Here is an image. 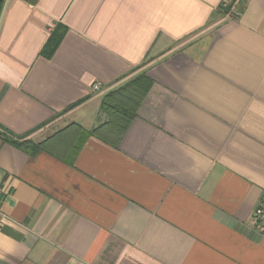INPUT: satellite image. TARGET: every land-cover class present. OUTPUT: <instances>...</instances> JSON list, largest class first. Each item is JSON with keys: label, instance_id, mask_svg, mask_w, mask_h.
<instances>
[{"label": "crops", "instance_id": "0c3cea01", "mask_svg": "<svg viewBox=\"0 0 264 264\" xmlns=\"http://www.w3.org/2000/svg\"><path fill=\"white\" fill-rule=\"evenodd\" d=\"M223 1L5 0L0 264H264V0ZM141 74L117 144L5 139L91 130Z\"/></svg>", "mask_w": 264, "mask_h": 264}, {"label": "trees", "instance_id": "16d2710c", "mask_svg": "<svg viewBox=\"0 0 264 264\" xmlns=\"http://www.w3.org/2000/svg\"><path fill=\"white\" fill-rule=\"evenodd\" d=\"M28 1L35 3L37 0ZM4 3L5 0H0V16ZM60 37L61 35L58 32L51 36L45 48V52L48 55L53 52ZM151 85L152 80L147 75L141 74L107 93L101 104L102 110L108 117L107 121L91 130H87L77 123H72L56 132L49 140H44L41 143L21 137L5 136V139H8L13 145L30 154H35L40 150L46 149V145L51 142L50 140H55V138H60L61 136L74 135L80 137V143L76 144L75 151L81 146L83 139L92 135L108 143L117 144L131 121L137 115V111L149 92ZM1 129L0 136L4 135Z\"/></svg>", "mask_w": 264, "mask_h": 264}, {"label": "built area", "instance_id": "2783aa9c", "mask_svg": "<svg viewBox=\"0 0 264 264\" xmlns=\"http://www.w3.org/2000/svg\"><path fill=\"white\" fill-rule=\"evenodd\" d=\"M230 3V0H224L222 8L225 9V7L228 6ZM102 87V84L100 82L94 84L93 88L98 90ZM256 215V223L257 227L259 228L260 231L264 232V210L262 208H257L255 211Z\"/></svg>", "mask_w": 264, "mask_h": 264}, {"label": "rangeland", "instance_id": "374dc122", "mask_svg": "<svg viewBox=\"0 0 264 264\" xmlns=\"http://www.w3.org/2000/svg\"><path fill=\"white\" fill-rule=\"evenodd\" d=\"M236 0H230V3L228 4V6L227 7H225V9L224 10H226V9H229L230 8V6L233 4V2H235Z\"/></svg>", "mask_w": 264, "mask_h": 264}]
</instances>
